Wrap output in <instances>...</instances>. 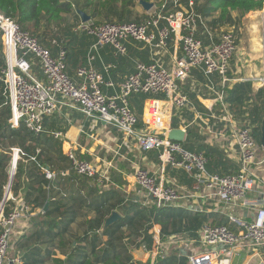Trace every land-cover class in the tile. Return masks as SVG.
Masks as SVG:
<instances>
[{
    "label": "built area",
    "instance_id": "1",
    "mask_svg": "<svg viewBox=\"0 0 264 264\" xmlns=\"http://www.w3.org/2000/svg\"><path fill=\"white\" fill-rule=\"evenodd\" d=\"M147 1L152 6L141 21L89 19L77 24L75 31L85 32L94 41L85 62L75 68V79L67 73L65 47L59 46L52 55L17 21L0 13L2 50L6 56V65L0 73L5 86L3 94L9 99L8 124L11 128L22 124L27 131L40 134L45 131L43 119L47 116L59 115L72 126L69 114L73 111L88 119L92 127L103 122L111 130H117L122 142L128 144L125 145L126 154L134 150L156 153L159 162L156 171L150 172L140 166L133 169L132 178L144 207L158 214L163 207L175 206L198 194L204 200L239 207L250 214L246 218L230 213L227 225H203L197 232L200 249L187 255V264H229L239 250L259 254L264 250V182L251 165L260 170L264 156L257 157L259 145L247 115L237 120L230 111V86L238 81L229 76L232 60L238 52L233 27L216 22L218 12L209 16L197 13L198 0ZM261 19L264 22V13ZM127 42L140 44L147 53V61L134 59L133 70L115 83L109 77L116 65L107 63L100 71L95 62L106 45L111 46L115 56L125 57ZM259 42V69L249 77L256 92L264 88V26ZM29 55L38 59L41 77L31 73L33 61L28 59ZM195 70L202 80L193 74ZM194 91L211 95L208 104H203L204 109H198L191 101L190 93ZM132 95L144 96L140 117L131 101ZM184 110L204 127L208 134L207 144L215 140L220 143L222 138H227L229 143L225 145L235 147L229 157L238 162L236 172H210L204 151H189L183 147V139L176 141L168 137L173 128L186 132L190 119L183 116ZM176 118L181 120L180 124L174 121ZM77 127L79 135L82 134L83 126ZM49 133L61 142L63 154L75 175L102 191L111 184L108 174L111 163L106 162L100 168L78 154V141H69L66 129H54ZM19 151L14 148L15 163L21 158ZM166 168L186 174L193 180L194 189L183 190L168 176H161ZM40 169L48 181L56 177L49 166L41 165ZM259 185L263 190L261 196L255 197L252 193ZM10 199L14 207L5 212L3 205L0 210V264H21L18 254L9 258L8 253L12 249L14 224L29 207L11 194ZM150 223L149 232L155 246L159 247V225L154 223V217ZM158 256H164L162 250Z\"/></svg>",
    "mask_w": 264,
    "mask_h": 264
},
{
    "label": "crops",
    "instance_id": "2",
    "mask_svg": "<svg viewBox=\"0 0 264 264\" xmlns=\"http://www.w3.org/2000/svg\"><path fill=\"white\" fill-rule=\"evenodd\" d=\"M76 9V15L70 13L65 24H77L80 21L81 18L77 14ZM138 11V20H142L147 10L141 6ZM83 12L87 13L85 10ZM263 13L264 3L261 10L250 11L240 19L242 27L240 26L239 33L236 32L238 52L234 55L231 66L232 71L229 74L230 77L238 78V81L230 86L228 94L231 114L237 120H242L247 115L248 121L254 127V132L257 133L259 130V139L260 124L264 120V88L257 92L254 91L249 77L258 71L260 65L258 58L260 53V34L264 26V22L261 19ZM232 14L234 16L236 12H232ZM63 18L65 20V17ZM89 43L90 40H87L86 48L78 52L73 63H67V73L73 79H75V68L85 62V53L87 54ZM41 44L46 47L43 43ZM128 46L127 57L115 56L112 49L108 46L101 49L97 56L95 65L100 71L109 62L118 64L112 70L113 72L110 76L115 83L121 82L133 70L134 59L139 58L147 61V53L140 44L135 46L128 43ZM50 51L56 54L57 49L52 48ZM193 74L199 80L203 79L197 70L193 71ZM38 77H41V72L38 73ZM187 85L189 86V81ZM190 94L191 101L198 109H204L203 104H208L211 96L207 92L198 94L194 91ZM183 116L190 119V123H187L190 125L184 133L183 147L193 152L204 151L208 158L207 166L210 172L220 174L236 172L238 170V162L233 157H229V154L235 151V147L225 145V143H229L228 139L222 138L220 143L215 140L207 144L208 134L204 127L200 125V122L193 121L192 114L188 110L183 111ZM69 117H71V121L74 124L68 126L66 122L67 125L62 128L67 130L69 141L77 140V153L91 160L100 168L106 162L112 164L108 172L111 184L103 191L99 190L98 187L91 185L84 178L75 175L70 170L69 163L65 160L66 157H60L59 155L57 156V164H59L60 168L54 169L52 162H54L55 157L51 154L54 151L49 154L46 152L45 155L48 154L50 158V163L47 164L51 169L53 168L52 170L56 173V177L48 186L45 183L40 186L45 190L49 188L46 194L48 192L50 199L55 204L52 206L48 205V209H53V213L49 216H36L41 208L39 210L35 208L33 212L22 215L15 223L13 237L18 242L17 248L19 246L21 248L20 251L24 255L25 263L23 264H67L66 259L70 254L76 252V248L79 245L84 246L87 253H90L94 237H97V246L95 248L97 257L102 255L103 248L109 246L107 251L109 253L113 251L119 253L121 259L125 260V257H129L132 261H141L147 264H154L160 250H162L163 255L177 258L183 256L187 259L188 254L200 249L197 242V232L203 225L218 224L226 221L228 224V214L230 213L249 218L250 214H246L247 210L235 206L217 204L215 201H207L196 194L192 198L180 201L175 206L164 208L163 212L165 214L170 213L177 220L175 225H172V220L167 223L164 219V223L167 224L166 230L163 229L162 233L160 232L161 245L159 247L155 246L153 236L148 230L152 214L149 219H147L145 214H139L138 207L141 205V198L139 196V188L134 183L132 174L136 166H140L150 172L156 171L159 164L156 153H139L134 150L130 154H126L127 147L125 145L128 146V144L122 142L121 135L117 130H111L101 121L97 123L96 127H92L88 119L75 111L70 113ZM174 121L179 124L181 122L177 118ZM51 125L50 127L52 128ZM77 125L83 126V133L80 135ZM221 126L222 124H218V127ZM256 140L259 145L257 148V157L259 158L264 156V147L259 144L258 138ZM120 154L126 157L122 158ZM251 169L264 182V165L260 170H258L257 166L251 165ZM162 175L174 180L183 190L194 189L193 180L183 172L166 168L164 174L161 173ZM18 177L14 191L18 194L21 193L20 190L23 193L26 190L33 192L32 189H28V185H30V188L33 185L35 189V180H33L35 175L30 177L24 172L19 174ZM25 179L29 182L24 183ZM262 190L263 186L259 185L252 193L253 196H261ZM194 192L197 193V191ZM34 193H37V191L34 190ZM113 211L117 212L120 218L106 226L105 229L109 226L111 227L109 233L106 234L103 232L105 221ZM149 211L151 212L153 209ZM196 216L199 217L201 224L195 231H188L190 218ZM123 222L127 223L119 224ZM109 240L112 242V246H115V249H112V246L109 245ZM12 254L11 256L9 254L8 257L10 258L17 253L14 251ZM262 262H264V250H261L259 254L239 250L229 264H261ZM222 264H225V262H222Z\"/></svg>",
    "mask_w": 264,
    "mask_h": 264
},
{
    "label": "trees",
    "instance_id": "3",
    "mask_svg": "<svg viewBox=\"0 0 264 264\" xmlns=\"http://www.w3.org/2000/svg\"><path fill=\"white\" fill-rule=\"evenodd\" d=\"M114 1H116V0H114ZM185 1L186 0H183V2H185ZM72 2H73L72 0H67V1H64V0H0V13H2L5 17H9V18H12L15 21H17L23 30L28 31L27 26H30V25H32L34 30H36L42 22H47L48 24L49 23L50 24L51 23L62 24L63 22H65V21H63L64 20V18H63L64 14H70L75 10V8H78V7H80V9L82 11H84L85 8H87V6H88L87 0L85 1V3L83 2V4L80 6H75V4H77V3L74 4V2L73 3ZM263 3H264V0H203V2H199V0H198V2L196 1V4H195V11L199 14H202L203 16H209L213 13L218 12L219 17L217 20H215L216 22L231 24L233 21H235V17H237V19L240 20L242 16H244L245 14H247L250 11L261 10L263 7ZM113 11H116V10L113 9ZM113 11H112V9L108 10V12L111 14L113 13ZM232 12H236V16H233ZM119 17H120L119 21H123V22L141 21V20H131L130 18L125 19L123 12H120ZM63 25L58 26V27H60V31L67 24L64 23ZM60 31L58 28V32H60ZM33 35L34 34H32V36ZM89 37H91V36H89ZM72 40H74V38H72ZM89 40H90V43L87 47V50H89L91 43L94 41V39L92 37ZM54 43H57V41L55 40ZM128 43L137 46V43L127 42L126 43L127 55L125 57L128 56V52H129ZM106 46L111 48L110 45H106ZM106 46H104V47H106ZM112 52H113V49H112ZM66 54H67L66 55V65H67L68 52ZM113 54H114V52H113ZM52 55H55V54L52 53ZM1 57L3 58V56H1ZM118 57H121V56H118ZM111 63H113V62H111ZM115 65H116V67L118 66L117 63ZM2 66H4V63H3V60L0 59V67H2ZM112 72L113 71L110 72V76H111ZM143 98H144V96H142V99ZM0 99H1V96H0ZM21 134H23V135H21ZM14 135L21 136L22 140H24L28 136L32 137V135H30L29 133H26V132H18ZM35 137L36 138L35 139L33 138V139L36 142L37 140H39L38 137H40V135H36ZM42 138H44V137H42ZM44 143L52 151H54V153L59 154V155L62 154L64 156L60 141L55 140L54 138L51 139V138L45 137ZM30 151H32V150L26 149V154L30 155L31 157H34V161L30 162V169L26 173L30 177H31V175H33V176L35 175V178L33 180H35L34 183H35L36 187L34 189L33 185H32V188H30V185H28V189H32L33 192H29V190H26L24 192V197L28 201V204L32 205V208H30V212H33L35 210V208H39V209L41 208L39 210V212L36 214V216H38V215L49 216L53 213V209L49 208L45 212H42V208L44 206V203L46 201H48L50 206H52L55 204V202H53L50 199L48 192L46 194V190L40 186L44 183L47 185L50 184V182L45 178L44 173L43 172L41 173L40 166L41 165L48 166L47 163H50V158L49 157L47 158V155H45L44 152L43 153L42 152L37 153V152H33V151L30 152ZM22 166L23 165H21V164L18 167L16 165V170H15L16 175L21 174ZM207 169L210 170L208 166H207ZM16 175H14V178ZM14 178H13V180H14ZM34 190L37 191V193H34ZM2 195L3 194L1 193L0 194V200L2 199ZM7 203H8V201L4 203V211L5 212H9V208H7ZM157 216H159V217H157ZM152 217H154V223L159 225V228L161 227V229H160L161 233H162L163 229L166 230V226H167V224L164 223L165 222L164 219L167 221V223H169V221L172 220V225H175L176 220H177V219H175L174 215H171L170 213L165 214L163 211H160V213L157 214V213H154V210H153L152 211ZM140 218H142V216H140ZM181 218H182V216H181ZM226 222H220L218 224L227 225ZM125 223H127V222H123V223H119V224L122 225ZM200 224L201 223L199 221L198 216L191 217L189 220V227L187 229H188V231L189 230L195 231L199 227ZM150 225H151V223H149V225H148V230L150 228ZM105 228L106 227H104L103 232L106 234L109 233V230L111 227L109 226V227H107V229H105ZM96 241H97V237H94L93 238L94 243L92 245V249H91L90 253H87L86 248L84 246L79 245V247L76 248V252L72 253V254H70V256H68V258L66 259V263L67 264H147V263H143L141 261H132V259L129 257H127V258L125 257V260L121 259L119 253L114 252V251L109 253L107 251L108 250L107 248L109 246L106 248H103L102 255L100 257H97L96 253H95V248L97 246ZM108 243L110 246H112V242L110 240ZM112 249H115V246L114 247L112 246ZM154 264H187V260L183 256H180L177 258L174 256L164 255L163 257L158 256V258H156Z\"/></svg>",
    "mask_w": 264,
    "mask_h": 264
},
{
    "label": "rangeland",
    "instance_id": "4",
    "mask_svg": "<svg viewBox=\"0 0 264 264\" xmlns=\"http://www.w3.org/2000/svg\"><path fill=\"white\" fill-rule=\"evenodd\" d=\"M64 1H67V0H64ZM72 1L74 2V4L77 3V4H75V6H80L83 4V2L85 3L86 0H72ZM87 1H88V6H87V8H85V10L87 12L86 14L87 15L89 14L90 18L92 17L91 19H93V21L94 20L95 21H102V20L119 21L120 20V17H119L120 12H123L125 19L126 18H130L131 20H138L139 19V17L137 16V14L139 12L138 10H140V8H141V5L139 4V0H116V1H114V0H87ZM199 1L203 2V0H199ZM79 9H80V7H78L76 9V12L78 15H79V13H78ZM110 9H112V11H113V9L116 10V11H113V13H112L113 15L108 12V10H110ZM72 13L75 14V10ZM63 16L65 17V20H63V21H66L68 18L67 16H69V14H64ZM234 16H236V15H234ZM81 21L82 20L80 19V21L77 22V24L80 23ZM64 23H66V22H63L62 24H58V23H51V24L49 23L48 24L47 22H42L36 30L33 29L32 25L27 26V30L30 32V34L33 32L32 33V34H34L33 36L36 37L38 39V41L40 40L41 43L46 45V47L49 50H51L52 48L58 49L59 46L65 47L66 50L68 49L67 63L71 64L76 60V55L78 54V52L81 50H84V48H86V42H87V40L91 39V37H89L85 32L75 31L77 24H74V23H68L60 31V27H58V26L63 25ZM228 25H231L233 27V31L235 34H236V32L239 33L240 32L239 28H240V26L242 27L241 20H238L237 17H235V21H233L231 24H228ZM58 28H59L60 32H58ZM235 29H236V31H235ZM72 38H74V40H72ZM55 40L58 43L57 45L54 44ZM2 54H3L2 39H1V33H0V59L3 60L4 66H5L6 65V56H5V54H3V55ZM1 56H3V58ZM28 59L33 61V67H32L31 73L33 75H35L36 77H38V73L40 72L38 59L35 58L33 55H29ZM4 66L0 67V70ZM2 78H3V75L0 73V96H1V99H0V192L4 195L5 188H6V185L8 183V179H9V172H10L11 161L13 158L14 148L20 149L19 156L21 158H18V160L16 162L17 167L20 166V164H21V165H23L21 173L27 172L28 168H30V162H33L34 159H32V157L30 155L26 154V149H30L33 152H37V153L39 150H40L39 152H42V153L44 152V154L46 152L48 154L51 153L52 150L44 143L45 136L53 139L52 136L50 135L49 131L54 130V129H62L67 124H66V121L64 120V118H62L61 116L53 115V116H47L43 119V126H44V129L46 131V132L44 131V133L33 134V133L27 131L26 128L22 124L18 128H11L8 124V121H7L8 117L10 116V108H9V104H8L9 99H8L7 94H3V91L5 90V86H4V83L2 81ZM131 101L134 102L136 105L137 117H140V114L142 111V95H132ZM51 124H53V125H51ZM50 125L52 126V128L50 127ZM18 132L29 133L30 135H32V137L28 136L24 140H22L21 136L14 135ZM21 135H23V134H21ZM36 135H40V137H38L39 140H37L35 142L34 139L36 138L35 137ZM42 137H44V138H42ZM254 138L255 139L258 138V140H259V130L257 131V133L254 132ZM32 151H30V152H32ZM21 152H23V154ZM48 154H46L47 158H48ZM51 154H53L55 157L54 162H52L54 164V169L60 168V166H58L59 164H57L58 163V157L57 156L59 154H56V153H51ZM59 156L65 158V156H63L62 154ZM65 160H67V159L65 158ZM67 162H68V160H67ZM40 171L42 172L41 169H40ZM14 175H16V171H15ZM18 176L19 175H16L15 178L13 177L14 180H12L10 193L8 195V198H6L5 202L8 201L7 208H9V210H11V208L14 207L15 203L13 200L10 199V194L15 198H19V201H21L22 203H25L29 207L28 211H23V213L25 215H27L30 212V208H32V205L28 204V201L25 199L24 193L22 190H20V192H21L20 194H18L17 192H15L13 190L14 186L16 185V183L19 179ZM28 182H29L28 180H26V179L24 180V183H28ZM49 182H51V181H49ZM47 190H49V188H47L46 191ZM3 195H2V197H3ZM164 208H166V207H163L161 209V211H163ZM38 210H39V208H38ZM149 210L150 209H148L147 207H144L142 204L139 205V207H138L139 214H145L147 219H149L150 215L152 214V211L150 212ZM132 211H134V209H132ZM157 217H159V216H157ZM17 220H16V222H17ZM14 226H15V224H14ZM13 235L14 234L12 231V239H13V240H11L12 249H10L8 255L9 254L11 255L12 252L15 251L18 254V256L21 258V264H23V263H25V261L23 259L24 255L20 251L21 248L19 246H18L19 249L17 248L18 242H16L14 240Z\"/></svg>",
    "mask_w": 264,
    "mask_h": 264
},
{
    "label": "water",
    "instance_id": "5",
    "mask_svg": "<svg viewBox=\"0 0 264 264\" xmlns=\"http://www.w3.org/2000/svg\"><path fill=\"white\" fill-rule=\"evenodd\" d=\"M139 4L145 9V10H149L152 6V3L147 1V0H139ZM80 17H81V20L82 21H88L90 19V16H88L85 12H83L82 10H79L78 11ZM183 131L182 129L180 128H173L169 134H168V137L172 140H176V141H182L183 139ZM259 144L264 147V120L261 121V124H260V139H259ZM15 157L12 159V168L10 169V173H9V179H8V183H7V186H6V190L4 192V195L0 201V210L2 209L5 201H6V198L8 196V192L9 191V188H10V185L12 183V180H13V177H14V173H15ZM48 205H49V202L46 201L44 203V206L42 208V212H45L47 209H48ZM120 218V215L113 211L111 213V215L106 218V221H105V227L108 226L109 224H112L114 223L115 221H117L118 219ZM12 264V263H10Z\"/></svg>",
    "mask_w": 264,
    "mask_h": 264
},
{
    "label": "bare ground",
    "instance_id": "6",
    "mask_svg": "<svg viewBox=\"0 0 264 264\" xmlns=\"http://www.w3.org/2000/svg\"><path fill=\"white\" fill-rule=\"evenodd\" d=\"M15 166H16V164H15ZM12 168V166H10V169ZM11 171V170H10ZM8 192V191H7Z\"/></svg>",
    "mask_w": 264,
    "mask_h": 264
}]
</instances>
